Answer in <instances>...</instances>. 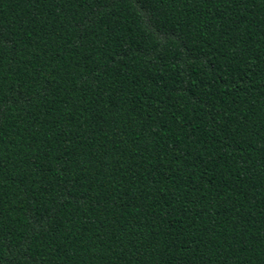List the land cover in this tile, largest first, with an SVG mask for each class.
I'll return each mask as SVG.
<instances>
[{"label":"trees","instance_id":"16d2710c","mask_svg":"<svg viewBox=\"0 0 264 264\" xmlns=\"http://www.w3.org/2000/svg\"><path fill=\"white\" fill-rule=\"evenodd\" d=\"M0 264H264V0H0Z\"/></svg>","mask_w":264,"mask_h":264}]
</instances>
